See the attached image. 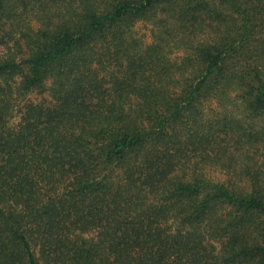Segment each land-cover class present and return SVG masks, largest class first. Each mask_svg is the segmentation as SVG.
<instances>
[{"label":"trees","instance_id":"16d2710c","mask_svg":"<svg viewBox=\"0 0 264 264\" xmlns=\"http://www.w3.org/2000/svg\"><path fill=\"white\" fill-rule=\"evenodd\" d=\"M0 31V264H264V0H0Z\"/></svg>","mask_w":264,"mask_h":264},{"label":"rangeland","instance_id":"374dc122","mask_svg":"<svg viewBox=\"0 0 264 264\" xmlns=\"http://www.w3.org/2000/svg\"><path fill=\"white\" fill-rule=\"evenodd\" d=\"M137 28H138V31L140 33L149 34V25L148 24H138ZM16 41H17V38L9 39L6 34H3L0 31V52H2V51L5 52L7 48L11 49L12 51H14V49H15L17 58H21V56L24 55L23 54L24 47L23 46L16 47L15 46ZM18 50H20L21 53L17 52ZM48 94L49 93H48L47 89H37V90H34V91L30 92L27 95L26 98H27L28 101L34 102V103H38V102L47 103L46 101L49 100V95ZM17 121H18V117L17 116L11 120V122H13V123H17ZM258 160L260 161L261 158L259 157Z\"/></svg>","mask_w":264,"mask_h":264}]
</instances>
